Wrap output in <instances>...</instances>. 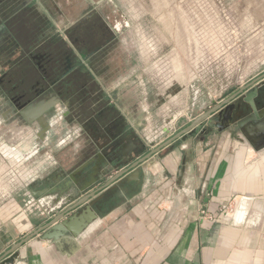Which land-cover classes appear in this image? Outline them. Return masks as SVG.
I'll return each mask as SVG.
<instances>
[{
	"label": "crops",
	"instance_id": "1",
	"mask_svg": "<svg viewBox=\"0 0 264 264\" xmlns=\"http://www.w3.org/2000/svg\"><path fill=\"white\" fill-rule=\"evenodd\" d=\"M28 1L27 5L35 3L44 18L48 16L62 28L41 0ZM32 11L19 8L10 16L24 22ZM37 29L41 36H48L45 25ZM169 63L167 57L160 58L144 70L151 75L137 73L138 66L133 65L128 76L120 75L106 86L118 113L128 120L124 137L133 134L137 143L140 138L150 141L146 151L139 150L141 155L191 121L186 115L181 124L167 122L185 102L179 82L174 81L172 97L165 95L174 79L168 75ZM161 89L165 100L153 94H160ZM253 104L262 106L263 102L258 98ZM251 110L247 103L245 114ZM160 115L164 120L161 132L179 125L175 133L157 140ZM205 124L136 167L141 180L114 188L115 199L108 203L105 196V206L96 217L84 224L85 219L77 218L78 235L54 230L57 236L45 238L42 231L19 248L13 264H264V132L251 120L244 121L234 137L227 128L203 130ZM67 161L63 151L51 159L38 157L31 163L33 179L6 197L0 187V254L53 217L51 212L59 205L53 197L61 196L56 189L71 176ZM118 170L114 167L112 174ZM3 174L0 169V181ZM27 182L36 190L37 200L23 206L18 198L24 191L19 188ZM131 185L135 188L129 190ZM66 200L61 199L62 203ZM228 203L231 206L225 212ZM82 210L75 211L86 216Z\"/></svg>",
	"mask_w": 264,
	"mask_h": 264
},
{
	"label": "flooded vegetation",
	"instance_id": "2",
	"mask_svg": "<svg viewBox=\"0 0 264 264\" xmlns=\"http://www.w3.org/2000/svg\"><path fill=\"white\" fill-rule=\"evenodd\" d=\"M11 3L13 8L22 2ZM25 8L33 10L29 20L9 16L0 22V159L12 163L3 181L15 191L20 185L9 176L20 165L38 157L54 158L62 149L71 176L78 177L77 169L89 163L93 173L87 184L99 177L101 161L113 160L108 165L116 167L120 156L111 153L114 137L128 128L127 118L118 113L106 90L117 78H112L110 65L125 25L112 21L99 0H51V5L49 0L46 11L60 29L35 3ZM42 24L47 37L37 29ZM39 101L47 105L27 117L21 113ZM119 142L126 149L131 146L127 137ZM114 192L107 193L108 203L115 199Z\"/></svg>",
	"mask_w": 264,
	"mask_h": 264
},
{
	"label": "rangeland",
	"instance_id": "3",
	"mask_svg": "<svg viewBox=\"0 0 264 264\" xmlns=\"http://www.w3.org/2000/svg\"><path fill=\"white\" fill-rule=\"evenodd\" d=\"M11 1L15 0H0V5ZM41 1L46 9L49 0ZM99 2L105 6L112 21L128 24L119 33L116 41L118 48L114 51L110 65L112 78L128 76L133 65L138 66L137 73L151 75V72L146 74L144 70L160 58L167 57L171 65L168 75L174 79L168 84V92L161 89L160 96L157 97L165 100L163 91L167 97H172L171 90L176 88L174 81L183 86L180 88L185 102L172 113V116H179V124L184 122L187 111L194 115L204 105L232 91L240 76L252 78L264 72V0ZM32 9L35 10L34 7ZM145 61L149 63L146 64ZM195 76L198 80L193 87ZM197 89L199 91L195 95ZM136 91L141 98V92ZM194 99L198 101L197 107L192 105ZM158 118L157 140L165 139L176 132L178 123L176 128L167 132L163 129L161 132L158 128L164 124V120L162 122V115ZM60 151L63 150L59 149L58 153ZM1 162L3 161L0 159ZM2 164L3 169L1 166L0 169L4 171L12 163L6 161ZM17 170L9 178L15 179L18 185L26 182L33 173L31 162L20 165ZM9 186L8 181H0L5 197L14 190L13 186ZM18 200L24 206L23 199Z\"/></svg>",
	"mask_w": 264,
	"mask_h": 264
},
{
	"label": "water",
	"instance_id": "4",
	"mask_svg": "<svg viewBox=\"0 0 264 264\" xmlns=\"http://www.w3.org/2000/svg\"><path fill=\"white\" fill-rule=\"evenodd\" d=\"M85 18L86 17L78 20L75 25L80 23ZM249 79L251 80L245 83V81ZM263 79L264 72L252 78L240 76L239 79H236V86L232 91L226 92V94L221 98L214 99L213 101H211V103L204 105L197 114L193 115L190 114L189 111H187L186 114L187 116H189L191 121L181 130L167 138L162 143L158 144L156 147L151 148L143 155H141V153L143 152H139V150L144 149L143 151H146L150 145V143H148L144 139L140 138L139 142L137 143L133 134H126L125 137H127L129 139V142L131 143V146L126 149L124 143L119 142L125 134H122L116 138L114 137L115 145L111 149V153L120 156V160L116 164L117 168L119 169L118 172L112 174L113 169L108 165L114 162L113 160L108 162L103 160L99 164V177L92 182L84 184L90 179L93 173V169L90 165H88L89 163L82 167H79L77 169V171H79V173L77 174L78 177L70 176L69 180H64V182H61V186L56 189L61 191V196H59L58 194L57 196L53 197V200L59 201V205L51 212L53 213V217L45 225L28 234L20 241L13 244V246L6 250L4 253L0 254V262L13 264L16 257L18 256L19 248L42 231H44L45 233V238H53L54 236H57V232H62L64 234L72 233L73 235H78L81 227H77L75 224L77 218L81 220L85 219L83 221L84 224L87 222V220L96 217L97 212L99 213V211L102 210V208L105 206V196L110 190L125 185L126 182L141 180L140 169L136 167H138L142 162L150 158L152 155L160 152L166 146H171L173 142L177 141L178 143H181L186 138L187 134L198 131L200 129V126L206 121L207 124L203 126V130L208 129L212 126L221 128V130L227 128L230 130V133L233 137L238 134L239 130L243 126L244 121L248 120L257 123V127H259V130H262L264 132V81L254 88L248 90L250 86H253L258 81H261ZM197 80L198 78L195 76L194 82L192 84L193 87L196 85ZM198 91V89L195 90V95L198 94ZM155 92L153 94H155L156 96H160L157 91ZM258 98L263 102L262 106L253 104V100H257ZM247 103H251L252 110L248 114H245L244 107L247 105ZM41 105L46 106L47 104L44 103V101L34 102L28 105L24 110H22L21 113L25 117H27L28 115H30V112L33 109ZM192 105L194 107H197L198 101L194 99ZM176 109L177 108H175V110ZM176 115L177 114L173 116V122L178 120L179 116ZM167 121L168 123H170V120ZM170 129H174L173 124ZM167 130L168 128L165 129V131ZM129 152H131L132 154L128 155ZM31 186V182H27L25 187L29 189L25 190V187L19 188L21 189L19 190V192L24 191V195H22V198L23 201L27 204L31 202L34 203V201L37 200V197L34 194L37 192H35L36 190H34ZM92 188L94 190L87 192ZM15 191H13L12 189V192L10 194H13V192ZM59 191H54V193L57 194ZM99 192L101 193L97 195V193ZM65 197L67 198V200L62 203L61 199ZM76 209H83V214H86V216L78 214L77 211H75ZM54 230H56L57 232H54Z\"/></svg>",
	"mask_w": 264,
	"mask_h": 264
},
{
	"label": "trees",
	"instance_id": "5",
	"mask_svg": "<svg viewBox=\"0 0 264 264\" xmlns=\"http://www.w3.org/2000/svg\"><path fill=\"white\" fill-rule=\"evenodd\" d=\"M22 3L18 4L16 7H11L10 5L12 4L11 2L10 3H5V4H1L0 5V22H3L4 20H7L8 17L10 16V14L8 15L7 12H12V11H16L18 10L20 7L22 8H25L26 6V1H21ZM6 12V13H5Z\"/></svg>",
	"mask_w": 264,
	"mask_h": 264
},
{
	"label": "built area",
	"instance_id": "6",
	"mask_svg": "<svg viewBox=\"0 0 264 264\" xmlns=\"http://www.w3.org/2000/svg\"><path fill=\"white\" fill-rule=\"evenodd\" d=\"M162 127H163V126L159 127L158 129L161 130ZM155 131H156V133L158 132L157 129H155ZM144 140H146L148 143L150 142V141H149L148 139H146V138H145ZM150 144H151V143H150ZM224 206H225V207L223 208V209H224L223 211L228 212V209H229V206H231V203L225 204ZM202 212H204V211L202 210Z\"/></svg>",
	"mask_w": 264,
	"mask_h": 264
},
{
	"label": "bare ground",
	"instance_id": "7",
	"mask_svg": "<svg viewBox=\"0 0 264 264\" xmlns=\"http://www.w3.org/2000/svg\"><path fill=\"white\" fill-rule=\"evenodd\" d=\"M126 24H127V23H126ZM126 24H125V25H126ZM120 27H121V26H120ZM120 27H118V29H119ZM118 31H119V30H118Z\"/></svg>",
	"mask_w": 264,
	"mask_h": 264
}]
</instances>
